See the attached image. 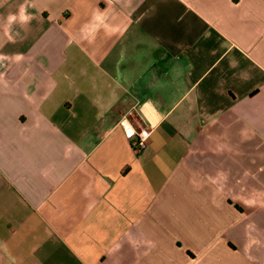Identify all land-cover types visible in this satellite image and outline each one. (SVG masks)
<instances>
[{
	"label": "crops",
	"instance_id": "crops-1",
	"mask_svg": "<svg viewBox=\"0 0 264 264\" xmlns=\"http://www.w3.org/2000/svg\"><path fill=\"white\" fill-rule=\"evenodd\" d=\"M0 264H264V0H0Z\"/></svg>",
	"mask_w": 264,
	"mask_h": 264
},
{
	"label": "built area",
	"instance_id": "built-area-1",
	"mask_svg": "<svg viewBox=\"0 0 264 264\" xmlns=\"http://www.w3.org/2000/svg\"><path fill=\"white\" fill-rule=\"evenodd\" d=\"M133 132H129L128 136H133ZM136 138L133 141L135 150H141L145 147L148 139V131L146 129H141L136 134Z\"/></svg>",
	"mask_w": 264,
	"mask_h": 264
},
{
	"label": "clouds",
	"instance_id": "clouds-1",
	"mask_svg": "<svg viewBox=\"0 0 264 264\" xmlns=\"http://www.w3.org/2000/svg\"><path fill=\"white\" fill-rule=\"evenodd\" d=\"M11 19H14V17H12ZM21 19H22V20H26L27 17H24V16L22 15Z\"/></svg>",
	"mask_w": 264,
	"mask_h": 264
}]
</instances>
